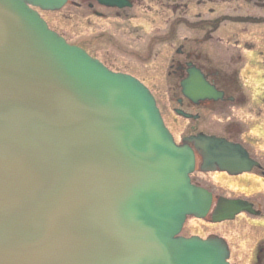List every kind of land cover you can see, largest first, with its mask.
Wrapping results in <instances>:
<instances>
[{
  "label": "water",
  "instance_id": "95a60500",
  "mask_svg": "<svg viewBox=\"0 0 264 264\" xmlns=\"http://www.w3.org/2000/svg\"><path fill=\"white\" fill-rule=\"evenodd\" d=\"M65 2L0 0V264H230L222 239L179 235L210 197L190 184L193 152L173 142L148 89L33 10ZM193 73L180 82L184 97H220ZM183 142L202 171H241L238 146ZM221 203L214 221L240 202Z\"/></svg>",
  "mask_w": 264,
  "mask_h": 264
},
{
  "label": "flooded vegetation",
  "instance_id": "af4514ba",
  "mask_svg": "<svg viewBox=\"0 0 264 264\" xmlns=\"http://www.w3.org/2000/svg\"><path fill=\"white\" fill-rule=\"evenodd\" d=\"M37 12L49 28L46 16L64 12L66 18L76 14L77 25L85 23L88 32L103 29L106 33L109 29L110 37L105 39L109 48L123 45L138 51L143 62L154 61L161 48L171 51L166 64L177 104L173 112L177 115L175 111H180L179 116L186 122L183 135L173 139L177 145L186 143L193 152L190 183L210 197L206 214L202 218L187 217L181 235L220 237L226 242L229 261L250 259L249 264H264V154L260 153V144L249 138L250 122L254 114L260 115V108L253 113L245 107L249 100L238 83L239 67L264 66V0H66L58 11ZM88 41L91 46L96 43ZM73 45L96 58L84 44ZM193 72L220 97L196 101L184 97L180 82H189ZM200 134L241 148L245 155L235 160L242 161L235 165L241 171H202V159L194 144L183 142ZM261 143L264 145V141ZM221 199L240 203L233 206L237 212L232 218L214 221L213 214L224 206Z\"/></svg>",
  "mask_w": 264,
  "mask_h": 264
},
{
  "label": "rangeland",
  "instance_id": "374dc122",
  "mask_svg": "<svg viewBox=\"0 0 264 264\" xmlns=\"http://www.w3.org/2000/svg\"><path fill=\"white\" fill-rule=\"evenodd\" d=\"M75 16L76 14H71V17L66 18L65 13L62 12L61 14L60 12L48 14L46 19L49 21L50 28L61 33L68 43L84 44L87 47V51L103 61L108 68L114 71L128 73L140 80L154 96L160 113L163 116L164 123L172 132L175 140L181 137L185 132L186 122L181 117H177L173 112V109L177 108L175 97H173L175 91L172 90L173 79L167 76V72L170 69L166 64V58L170 55L171 51L161 48L154 61L143 62L138 57V54H140L138 51L125 49L123 45L119 49L109 48L105 44V39L110 37L108 34L109 29H106V33H102L104 31L103 29L88 32L89 28L85 23L82 22L80 25H77L79 19ZM100 22L103 24V21ZM182 34H184L182 36L193 37L186 33ZM88 40L96 42L95 45L91 46V42ZM238 79L241 91L249 100V103L245 107L251 108L250 110L253 113H257L260 108V115L254 114V119L250 122L249 138L260 144L258 145L260 153L264 154V145L261 143L264 141V66L239 67ZM206 126L208 129H211L207 123ZM225 235L228 238V234L225 233ZM230 261H239V264H249L250 259L237 258L231 259Z\"/></svg>",
  "mask_w": 264,
  "mask_h": 264
}]
</instances>
